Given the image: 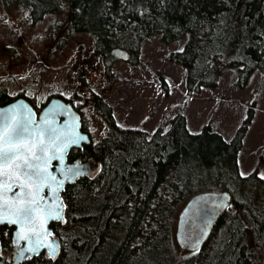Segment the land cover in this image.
<instances>
[{"label":"trees","instance_id":"obj_1","mask_svg":"<svg viewBox=\"0 0 264 264\" xmlns=\"http://www.w3.org/2000/svg\"><path fill=\"white\" fill-rule=\"evenodd\" d=\"M11 4L28 8L33 26L65 7L63 0H0V7ZM77 33L95 37L93 52L107 67L118 60L112 54L117 48L137 66L149 39L158 36L171 44L188 36L170 59L186 69L192 94L215 89L226 68L236 71L239 88L256 70L264 80V0H70L69 35ZM65 45L62 40L60 47ZM162 88L168 95L165 81ZM20 97L30 101L24 93L12 97L0 88L1 106ZM90 100L107 134L73 149L68 161L98 162L99 173L81 177L62 193L66 224H51L62 245L58 258L41 254L24 264H264V178L259 166L243 176L238 163L255 101L226 140L210 124L191 132L182 112L168 129L160 127L149 137L143 129L119 125L102 96L91 93ZM206 191L230 193L232 206L201 250L181 251L173 238L177 213ZM12 234V227H1L3 254L13 247Z\"/></svg>","mask_w":264,"mask_h":264},{"label":"rangeland","instance_id":"obj_2","mask_svg":"<svg viewBox=\"0 0 264 264\" xmlns=\"http://www.w3.org/2000/svg\"><path fill=\"white\" fill-rule=\"evenodd\" d=\"M63 3L61 14L47 15L36 26L31 24L28 8L16 4L0 7L1 89L12 97L24 93L38 110L58 95L71 101L81 107L93 144L106 136L108 128L95 112L91 93L102 96L112 106L119 125L143 129L149 137L160 127L168 129L171 118L182 112L191 132L199 133L210 124L230 140L255 101V117L238 163L243 176L259 166V175L264 177V80L258 70L244 88L237 86L236 71L226 68L215 89L189 93L186 69L170 59L172 52L183 49L188 36L171 44H164L156 36L143 44L137 66L118 59L107 67L93 52V35H69L70 0ZM62 40H66L64 47H60ZM162 81L169 87L168 95Z\"/></svg>","mask_w":264,"mask_h":264},{"label":"snow or ice","instance_id":"obj_3","mask_svg":"<svg viewBox=\"0 0 264 264\" xmlns=\"http://www.w3.org/2000/svg\"><path fill=\"white\" fill-rule=\"evenodd\" d=\"M84 139L74 129L58 130L48 119L37 125L30 117L18 119L16 110L0 113V225L19 226L18 239L31 245L21 250L22 256L25 252L39 255L43 247L55 258L56 247L54 242L48 243L51 232L46 225L52 220L63 221L64 205L59 192L68 177L61 168L64 179L57 181L50 168L53 160L62 165L66 149ZM67 171L73 177L82 174L79 169ZM46 188L50 203L42 195Z\"/></svg>","mask_w":264,"mask_h":264},{"label":"water","instance_id":"obj_4","mask_svg":"<svg viewBox=\"0 0 264 264\" xmlns=\"http://www.w3.org/2000/svg\"><path fill=\"white\" fill-rule=\"evenodd\" d=\"M112 54L121 60H126L128 57V53L120 48L113 50ZM10 110L17 111L18 119L30 117L37 125H41L45 119H48L53 121V126L58 130L67 132L74 129L77 135L85 137L84 140L80 141L79 145H71L66 149L63 154L64 162L62 165L59 161L53 160L50 168V171L56 175L57 181L64 179V176L60 174L61 168L64 169L68 177L65 179L63 189L59 192V197L63 200L64 205L62 210L63 221L52 220L46 225L47 229L51 232V235L48 237V243L54 242V247H56L55 258L49 255L46 248L42 247L39 252V255L44 254L47 259L54 261L60 255L62 245L60 238L54 235L51 224H66V204L62 193L67 185L75 184L81 177H88L90 179L95 178L99 173L100 164L95 161H68L69 154L73 149H82L85 145L93 143L90 134L83 131V121L80 112H78L70 102L60 97H51L41 111L37 112L26 98L20 97L6 105H0V113H8ZM69 168L73 170L79 169L82 174L73 177L72 174L67 171ZM42 195L49 199V203L51 202L50 193L47 188ZM8 196L11 197L12 193H8ZM232 203V196L226 191L201 192L189 199L180 210L176 222L175 241L179 249L187 252H197L201 250L209 240L216 222L232 206ZM2 226H10L13 227L14 230L12 234L13 247L10 251L3 254L0 242V264H24L28 260L25 259L24 256H30L31 258L39 256L27 252L24 253V256L20 254L22 249L31 245H29L27 241L18 239V236L21 234L18 225H8L5 223L4 225H0V229ZM8 256H11L10 263L6 262Z\"/></svg>","mask_w":264,"mask_h":264},{"label":"flooded vegetation","instance_id":"obj_5","mask_svg":"<svg viewBox=\"0 0 264 264\" xmlns=\"http://www.w3.org/2000/svg\"><path fill=\"white\" fill-rule=\"evenodd\" d=\"M49 100H50V99H49ZM49 100H48V101H49ZM45 105H46V104H45ZM43 107H44V106H43ZM43 107H42V108H43ZM42 108H41V109H42ZM41 109H40V110H38L37 112H40V111H41ZM82 149H83V148H82ZM77 150H80V149H77ZM9 227H10V226H9ZM12 228H13V227H12ZM13 230H14V228H13ZM7 259H11V256H8V257H7ZM7 259H6V260H7Z\"/></svg>","mask_w":264,"mask_h":264}]
</instances>
